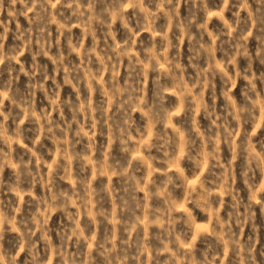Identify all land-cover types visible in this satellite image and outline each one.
Masks as SVG:
<instances>
[{
  "label": "clouds",
  "instance_id": "clouds-1",
  "mask_svg": "<svg viewBox=\"0 0 264 264\" xmlns=\"http://www.w3.org/2000/svg\"><path fill=\"white\" fill-rule=\"evenodd\" d=\"M0 264H264V0H0Z\"/></svg>",
  "mask_w": 264,
  "mask_h": 264
},
{
  "label": "rangeland",
  "instance_id": "rangeland-1",
  "mask_svg": "<svg viewBox=\"0 0 264 264\" xmlns=\"http://www.w3.org/2000/svg\"><path fill=\"white\" fill-rule=\"evenodd\" d=\"M21 79L23 80V77ZM6 175H7V173H6Z\"/></svg>",
  "mask_w": 264,
  "mask_h": 264
},
{
  "label": "snow or ice",
  "instance_id": "snow-or-ice-1",
  "mask_svg": "<svg viewBox=\"0 0 264 264\" xmlns=\"http://www.w3.org/2000/svg\"><path fill=\"white\" fill-rule=\"evenodd\" d=\"M198 227H199V225H198Z\"/></svg>",
  "mask_w": 264,
  "mask_h": 264
}]
</instances>
